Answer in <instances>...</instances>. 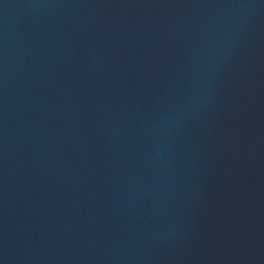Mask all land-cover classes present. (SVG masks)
Segmentation results:
<instances>
[{"label":"water","instance_id":"95a60500","mask_svg":"<svg viewBox=\"0 0 264 264\" xmlns=\"http://www.w3.org/2000/svg\"><path fill=\"white\" fill-rule=\"evenodd\" d=\"M0 264H264V0H0Z\"/></svg>","mask_w":264,"mask_h":264}]
</instances>
